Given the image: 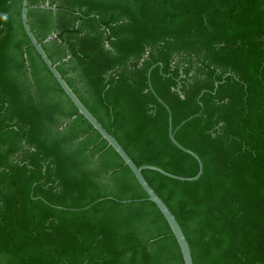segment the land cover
Returning <instances> with one entry per match:
<instances>
[{
	"label": "trees",
	"instance_id": "obj_1",
	"mask_svg": "<svg viewBox=\"0 0 264 264\" xmlns=\"http://www.w3.org/2000/svg\"><path fill=\"white\" fill-rule=\"evenodd\" d=\"M22 2L0 0V264H185L161 210L32 45ZM28 4L50 59L138 165L199 171L171 140L170 111L202 159L196 180L143 170L194 263L264 264V0Z\"/></svg>",
	"mask_w": 264,
	"mask_h": 264
},
{
	"label": "water",
	"instance_id": "obj_2",
	"mask_svg": "<svg viewBox=\"0 0 264 264\" xmlns=\"http://www.w3.org/2000/svg\"><path fill=\"white\" fill-rule=\"evenodd\" d=\"M29 0H23L22 2V10H21V17H22V22L24 29L32 43V45L36 48L37 52L45 62V64L48 66L50 71L52 72L53 76L56 78V80L59 82L65 93L69 96V98L72 100V102L75 104V106L78 108L79 112L87 118V120L94 126L95 129H97L101 135L109 142L111 146L114 147V149L120 154V156L124 159L125 163L129 165V167L132 169L134 172L137 180L145 190V192L148 194V199L153 201L158 208L161 210L163 215L165 216L166 220L168 221L182 252L183 259L185 264H195L193 255H192V250L190 243L188 241V238L178 221L176 215L173 213V211L170 209L168 204L164 201V199L158 194V192L153 188V186L150 184V182L147 180L145 177L143 170L144 169H153L157 170L167 176H170L172 178L180 179V180H196L198 179L202 173H203V162L200 156L194 152L193 150L185 147L182 145L176 138L175 132L179 128H177L175 131L173 129V123H172V114L170 111L169 106L160 98L159 100L164 102L166 107L170 111V137L171 140L182 150L192 154L200 164L199 171L197 174L193 176H183V175H178L171 173L157 165L153 164H143V165H138L135 160L131 157V155L127 152V150L123 147V145L120 143V141L116 138L115 135H113L110 131H108L104 125L98 120V118L92 113V111L83 103V101L79 98V96L75 93L73 88L69 85V83L66 81V79L63 77V75L60 73V71L57 68V64L53 63V61L50 59L48 56L46 50L43 47V43L38 40L34 32L32 31L31 25L29 23V18H28V11L32 7L28 4ZM41 8H56L55 6H50L49 4L46 5H40ZM51 37H48L45 39V41H48ZM154 67V66H153ZM153 67L150 68L149 70V80H150V85H151V72ZM152 88V85H151ZM185 121L181 123L183 125Z\"/></svg>",
	"mask_w": 264,
	"mask_h": 264
}]
</instances>
